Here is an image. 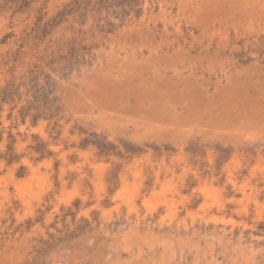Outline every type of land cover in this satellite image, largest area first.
<instances>
[{
    "label": "rangeland",
    "instance_id": "obj_1",
    "mask_svg": "<svg viewBox=\"0 0 264 264\" xmlns=\"http://www.w3.org/2000/svg\"><path fill=\"white\" fill-rule=\"evenodd\" d=\"M0 264H264V0H0Z\"/></svg>",
    "mask_w": 264,
    "mask_h": 264
},
{
    "label": "bare ground",
    "instance_id": "obj_2",
    "mask_svg": "<svg viewBox=\"0 0 264 264\" xmlns=\"http://www.w3.org/2000/svg\"><path fill=\"white\" fill-rule=\"evenodd\" d=\"M126 195V194H125ZM129 211V210H128Z\"/></svg>",
    "mask_w": 264,
    "mask_h": 264
}]
</instances>
